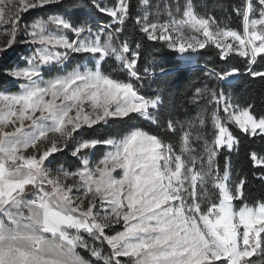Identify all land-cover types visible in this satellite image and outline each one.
Returning a JSON list of instances; mask_svg holds the SVG:
<instances>
[{
  "label": "rangeland",
  "instance_id": "rangeland-1",
  "mask_svg": "<svg viewBox=\"0 0 264 264\" xmlns=\"http://www.w3.org/2000/svg\"><path fill=\"white\" fill-rule=\"evenodd\" d=\"M60 1L0 0V57L24 44L9 71L15 83L0 89V264H90L82 251L118 264L125 258L127 264L221 258L259 264L252 258L264 251V204L237 209L228 171L217 181V152L236 143L219 109L213 113L215 138L186 131L181 154L134 130L124 139L72 142L82 167H53L50 160L81 128L130 112L152 120L159 104L102 74V63L114 53L110 26L91 23L75 31L56 14L22 21ZM126 1L98 6L120 22ZM258 1L261 15L252 19L248 5L242 33L216 27L190 4L146 11L143 19L152 37L168 41L188 63L210 43L254 59L264 53V0ZM83 52L93 55L81 67L63 69L72 53ZM222 109L241 129L264 133V117L232 104Z\"/></svg>",
  "mask_w": 264,
  "mask_h": 264
},
{
  "label": "trees",
  "instance_id": "trees-1",
  "mask_svg": "<svg viewBox=\"0 0 264 264\" xmlns=\"http://www.w3.org/2000/svg\"><path fill=\"white\" fill-rule=\"evenodd\" d=\"M100 1L113 7L118 0H61L24 14L22 21L30 23L56 14L64 16L75 31L91 23L110 26L114 53L102 63V74L113 81L130 85L146 99L159 100V104L151 112L152 120L130 112L124 116L109 117L92 127L81 128L72 134L64 150L50 160L53 167L69 171L82 167L81 160L72 153V142L124 139L134 130L157 138L168 153L181 154L186 144V131H197L207 136L208 141L215 138L217 130L213 125V113L219 109V116L236 143L232 150L223 147L217 152V181H221L228 171L227 183L237 209L244 205L264 204V133L241 129L236 122L227 120V114L222 109V105L232 104L249 109L258 119L264 117V53L252 59L250 54H241L235 48L223 53L218 46L210 43L197 52L191 64L180 58L168 41L152 37L143 19L146 11L156 13L174 3L180 6L190 4L195 14L210 19L216 27L242 33L248 5L252 9V19L260 17L262 9L259 1L127 0L124 18L120 22L101 10L98 6ZM121 47L125 52H121ZM22 51L24 44L18 43L14 53L0 57V89L15 83L9 71L16 65ZM92 55L90 52L72 53L63 69L71 71L81 67ZM233 72L240 74L232 81H226L225 76ZM86 151L89 153L90 149ZM238 194H241L239 198ZM214 201L218 200L215 198ZM107 231L110 233L113 230ZM82 254L90 264H118L112 260H97L84 251ZM252 259L264 264V251ZM122 260L119 264H127L126 258ZM128 263L132 264L131 261ZM201 264L229 262L221 258Z\"/></svg>",
  "mask_w": 264,
  "mask_h": 264
},
{
  "label": "built area",
  "instance_id": "built-area-1",
  "mask_svg": "<svg viewBox=\"0 0 264 264\" xmlns=\"http://www.w3.org/2000/svg\"><path fill=\"white\" fill-rule=\"evenodd\" d=\"M8 161H9V160H8ZM9 163H10L11 166H14V165H15V162H14L13 160H10ZM0 164H2V160H1V159H0ZM11 166H10V167H11Z\"/></svg>",
  "mask_w": 264,
  "mask_h": 264
},
{
  "label": "water",
  "instance_id": "water-1",
  "mask_svg": "<svg viewBox=\"0 0 264 264\" xmlns=\"http://www.w3.org/2000/svg\"><path fill=\"white\" fill-rule=\"evenodd\" d=\"M193 66H195V65H192L191 67H193ZM237 75L239 74V73H236Z\"/></svg>",
  "mask_w": 264,
  "mask_h": 264
}]
</instances>
